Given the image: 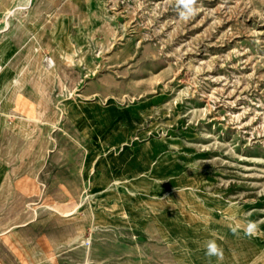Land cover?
Returning a JSON list of instances; mask_svg holds the SVG:
<instances>
[{
  "label": "rangeland",
  "instance_id": "obj_1",
  "mask_svg": "<svg viewBox=\"0 0 264 264\" xmlns=\"http://www.w3.org/2000/svg\"><path fill=\"white\" fill-rule=\"evenodd\" d=\"M191 8L0 0V264H264V0Z\"/></svg>",
  "mask_w": 264,
  "mask_h": 264
},
{
  "label": "clouds",
  "instance_id": "obj_2",
  "mask_svg": "<svg viewBox=\"0 0 264 264\" xmlns=\"http://www.w3.org/2000/svg\"><path fill=\"white\" fill-rule=\"evenodd\" d=\"M194 2H195V0H179V3L184 5V7L188 10L189 14H191L193 11V9L191 8V5ZM182 15H184V14L182 13ZM256 227H257V225L254 222H249L247 229H246V233L248 235H252L255 232ZM206 247H207L206 255H208L210 257L211 256H217L219 258H222L223 253L214 241L208 242Z\"/></svg>",
  "mask_w": 264,
  "mask_h": 264
},
{
  "label": "bare ground",
  "instance_id": "obj_3",
  "mask_svg": "<svg viewBox=\"0 0 264 264\" xmlns=\"http://www.w3.org/2000/svg\"><path fill=\"white\" fill-rule=\"evenodd\" d=\"M9 12H10V11H9ZM12 12H13V11H12ZM12 12H11V13H12ZM11 13H10V14H11ZM10 14H8V15H10ZM4 31H5V30H4Z\"/></svg>",
  "mask_w": 264,
  "mask_h": 264
}]
</instances>
